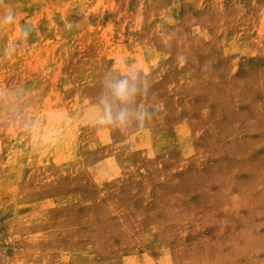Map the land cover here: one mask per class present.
Instances as JSON below:
<instances>
[{
    "label": "rangeland",
    "instance_id": "1",
    "mask_svg": "<svg viewBox=\"0 0 264 264\" xmlns=\"http://www.w3.org/2000/svg\"><path fill=\"white\" fill-rule=\"evenodd\" d=\"M13 10L0 264H264V0H0ZM129 67L152 120L97 128L104 74Z\"/></svg>",
    "mask_w": 264,
    "mask_h": 264
},
{
    "label": "clouds",
    "instance_id": "2",
    "mask_svg": "<svg viewBox=\"0 0 264 264\" xmlns=\"http://www.w3.org/2000/svg\"><path fill=\"white\" fill-rule=\"evenodd\" d=\"M15 20L14 10L0 14V22L13 23ZM22 32L28 34L27 29L22 28ZM150 88L148 74L140 68L105 73L95 99V126L110 133L145 127L153 118V110L141 100L148 96Z\"/></svg>",
    "mask_w": 264,
    "mask_h": 264
},
{
    "label": "crops",
    "instance_id": "3",
    "mask_svg": "<svg viewBox=\"0 0 264 264\" xmlns=\"http://www.w3.org/2000/svg\"><path fill=\"white\" fill-rule=\"evenodd\" d=\"M132 259L140 261L141 257H138V258L136 257V258H132Z\"/></svg>",
    "mask_w": 264,
    "mask_h": 264
}]
</instances>
